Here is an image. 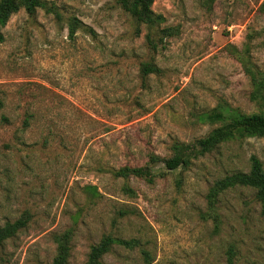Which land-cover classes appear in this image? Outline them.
I'll use <instances>...</instances> for the list:
<instances>
[{"label":"rangeland","instance_id":"1","mask_svg":"<svg viewBox=\"0 0 264 264\" xmlns=\"http://www.w3.org/2000/svg\"><path fill=\"white\" fill-rule=\"evenodd\" d=\"M46 1L58 16L21 9L2 29L0 225L30 219L0 264L50 263L68 229L66 264H85L106 234L129 243L101 264H264L256 190L210 194L252 155L264 167V135L245 124L264 115L253 81L264 74V0H154L153 28L117 0ZM165 27L177 33L151 50L146 35ZM141 63L159 71L142 75ZM173 156L188 162L168 170Z\"/></svg>","mask_w":264,"mask_h":264},{"label":"trees","instance_id":"2","mask_svg":"<svg viewBox=\"0 0 264 264\" xmlns=\"http://www.w3.org/2000/svg\"><path fill=\"white\" fill-rule=\"evenodd\" d=\"M117 2L123 7L131 16L135 18L139 23L146 25L148 28H153L163 21L161 14H155L152 10V4L154 0H117ZM23 9L29 16L35 15L37 10L43 9L47 13H54L58 16L57 10L54 4L49 3L46 0H0V43L3 42L4 37L2 33L3 27L6 25L9 18ZM76 18L72 19L69 24V34L72 35L79 24ZM82 27H86L81 24ZM177 33L176 28L165 27L159 30V36L155 37L151 34L146 35L148 45L151 50L155 51L159 45L163 43L164 39L171 37ZM140 71L142 75L158 72L159 69L150 63H141ZM255 84V90L261 92V99L264 102V74L258 73L253 78ZM0 101V106H1ZM6 120L5 117H3ZM24 126L29 125V118L26 117L23 121ZM246 129L249 133L263 136L264 135V115L253 114L246 117ZM220 141V137L217 135L210 136L206 139H200L199 145L203 147H209L217 144ZM188 162L187 158L180 156H173L165 159V168L168 170H174L180 165ZM119 173V172H118ZM119 174H124V170ZM232 186H246L256 190L257 198L262 202L264 206V167L258 157L252 155L250 157V169L248 172H235L231 175L225 176L214 182L210 194L216 196L220 192L226 190ZM30 215L28 212H24L16 220L6 222L0 225V247L10 238L14 237L18 232L25 228L29 222ZM72 230L68 229L59 234L56 239V253L52 261L48 264H66L70 255V241L72 239ZM128 244V241L117 240L111 234L104 235L98 243L93 244L90 248L88 259L85 264H101L102 257L110 250L114 243ZM227 264H234L231 257L228 258Z\"/></svg>","mask_w":264,"mask_h":264}]
</instances>
